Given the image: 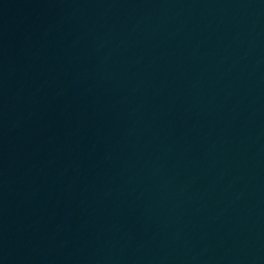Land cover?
Returning <instances> with one entry per match:
<instances>
[{"label":"water","instance_id":"95a60500","mask_svg":"<svg viewBox=\"0 0 264 264\" xmlns=\"http://www.w3.org/2000/svg\"><path fill=\"white\" fill-rule=\"evenodd\" d=\"M0 264H264V0H0Z\"/></svg>","mask_w":264,"mask_h":264}]
</instances>
